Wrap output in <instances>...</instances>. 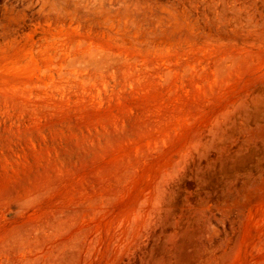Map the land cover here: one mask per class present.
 <instances>
[{"label":"rangeland","instance_id":"1","mask_svg":"<svg viewBox=\"0 0 264 264\" xmlns=\"http://www.w3.org/2000/svg\"><path fill=\"white\" fill-rule=\"evenodd\" d=\"M0 264H264V0H0Z\"/></svg>","mask_w":264,"mask_h":264}]
</instances>
